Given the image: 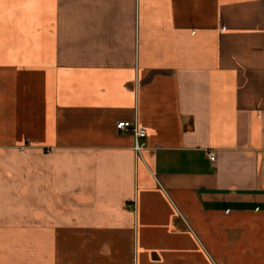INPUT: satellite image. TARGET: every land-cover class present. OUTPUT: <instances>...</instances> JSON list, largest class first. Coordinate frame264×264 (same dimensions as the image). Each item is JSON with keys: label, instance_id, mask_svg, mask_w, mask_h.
I'll use <instances>...</instances> for the list:
<instances>
[{"label": "crops", "instance_id": "0c3cea01", "mask_svg": "<svg viewBox=\"0 0 264 264\" xmlns=\"http://www.w3.org/2000/svg\"><path fill=\"white\" fill-rule=\"evenodd\" d=\"M0 264H264V1L0 0Z\"/></svg>", "mask_w": 264, "mask_h": 264}, {"label": "built area", "instance_id": "2783aa9c", "mask_svg": "<svg viewBox=\"0 0 264 264\" xmlns=\"http://www.w3.org/2000/svg\"><path fill=\"white\" fill-rule=\"evenodd\" d=\"M259 1H264V0H259ZM117 129L120 132L131 131L133 133L134 139H135V147H134L135 151L139 154L143 151V149L145 148V143H143L142 140L147 135V133L144 129H141L137 124H132V123L127 122V121H122V122L118 123ZM208 157L213 162L216 159V155L214 153H210L208 155Z\"/></svg>", "mask_w": 264, "mask_h": 264}]
</instances>
